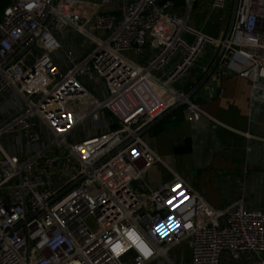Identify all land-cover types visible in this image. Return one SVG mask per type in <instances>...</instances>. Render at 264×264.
I'll return each mask as SVG.
<instances>
[{
    "label": "built area",
    "instance_id": "1",
    "mask_svg": "<svg viewBox=\"0 0 264 264\" xmlns=\"http://www.w3.org/2000/svg\"><path fill=\"white\" fill-rule=\"evenodd\" d=\"M193 1L185 14L173 0H12L4 9L0 264H175L169 251L183 243L189 264H221L223 253L264 264V210L242 200L213 208L177 173L146 181L160 158L142 135L175 107L200 111L194 87L173 86L208 47L198 81L220 68L264 78V0H209L210 13L232 7L220 37L188 24ZM70 34L89 41L84 55L61 52L57 37ZM87 75L98 96L80 82ZM100 110L105 120L76 137Z\"/></svg>",
    "mask_w": 264,
    "mask_h": 264
},
{
    "label": "crops",
    "instance_id": "2",
    "mask_svg": "<svg viewBox=\"0 0 264 264\" xmlns=\"http://www.w3.org/2000/svg\"><path fill=\"white\" fill-rule=\"evenodd\" d=\"M200 1L195 15L189 12L188 24L209 36H222L231 14L230 2L210 13L209 0ZM175 9L184 14L177 6ZM212 51L208 47L199 63L178 82L180 85L173 86L183 92L194 87L190 100L200 111L191 117L183 106L178 110L175 107L143 133V140L160 158L149 168L146 181L154 187L177 173L213 208L227 209L242 200L249 209L264 210V78L252 83L220 68L198 81L199 67L209 60ZM180 256L184 264H189L186 243L169 251L175 264ZM221 264L249 263L243 257L232 259L223 253Z\"/></svg>",
    "mask_w": 264,
    "mask_h": 264
},
{
    "label": "rangeland",
    "instance_id": "3",
    "mask_svg": "<svg viewBox=\"0 0 264 264\" xmlns=\"http://www.w3.org/2000/svg\"><path fill=\"white\" fill-rule=\"evenodd\" d=\"M90 1H99V0H90ZM173 1H174V5L177 6L178 8H180L183 11V13L185 14L186 8H187L186 0H173ZM185 4H186V6H185ZM200 6H201L200 0H197L196 2L193 1L192 6H191L190 11H189L190 15L194 16L195 10L197 8H200ZM109 7H110V5H107L105 8L109 9ZM57 38H58L60 45L62 47L61 52H63V53L64 52L65 53L75 52L78 56H82L91 47L89 41L83 35H80V34H74V35L70 34L68 37H57ZM185 38L188 41H192V39L189 36H185ZM145 58H146V55L142 58H140V57L136 58V60L144 63ZM173 62L171 61V63L169 65H167L166 70H168L172 66ZM196 63H199V62H196ZM161 78L165 79V76L162 75ZM79 80L82 83V85H84L86 88L91 90L94 94H96L97 96L100 94L98 89H97V86L99 83V80L97 78L90 77L89 75H87V76H81L79 78ZM179 85H180V83L174 84L175 87H177ZM106 117H107V112L105 110H100L99 113L97 115H95L92 122H88L86 124L85 128L88 131H85V129L82 126H80L74 130V134L76 135V137H79V138H82L87 133L91 134L95 130V128H94L95 123H98L99 121L105 120Z\"/></svg>",
    "mask_w": 264,
    "mask_h": 264
},
{
    "label": "trees",
    "instance_id": "4",
    "mask_svg": "<svg viewBox=\"0 0 264 264\" xmlns=\"http://www.w3.org/2000/svg\"><path fill=\"white\" fill-rule=\"evenodd\" d=\"M11 1L12 0H0V20L3 16L4 9L11 3ZM179 107L181 106H178L176 110L180 109Z\"/></svg>",
    "mask_w": 264,
    "mask_h": 264
},
{
    "label": "snow or ice",
    "instance_id": "5",
    "mask_svg": "<svg viewBox=\"0 0 264 264\" xmlns=\"http://www.w3.org/2000/svg\"><path fill=\"white\" fill-rule=\"evenodd\" d=\"M29 7H31V5L29 6ZM173 191H176V189H173ZM172 203V201H169V204H171ZM163 226H161L160 228H157V231H161V228H162ZM129 235V238L130 239H133V237H134V234L133 233H129L128 234ZM118 247V246H117Z\"/></svg>",
    "mask_w": 264,
    "mask_h": 264
}]
</instances>
